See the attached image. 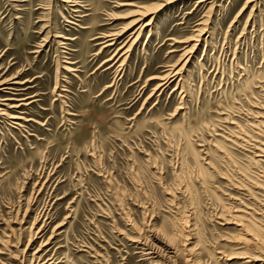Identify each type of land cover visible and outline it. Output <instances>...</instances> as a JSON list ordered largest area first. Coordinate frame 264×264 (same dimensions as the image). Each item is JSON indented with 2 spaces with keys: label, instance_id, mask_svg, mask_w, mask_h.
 <instances>
[{
  "label": "rangeland",
  "instance_id": "rangeland-1",
  "mask_svg": "<svg viewBox=\"0 0 264 264\" xmlns=\"http://www.w3.org/2000/svg\"><path fill=\"white\" fill-rule=\"evenodd\" d=\"M197 1L0 0V264H264V0Z\"/></svg>",
  "mask_w": 264,
  "mask_h": 264
},
{
  "label": "bare ground",
  "instance_id": "bare-ground-1",
  "mask_svg": "<svg viewBox=\"0 0 264 264\" xmlns=\"http://www.w3.org/2000/svg\"><path fill=\"white\" fill-rule=\"evenodd\" d=\"M19 1V0H18ZM156 1V4H153V5H151L150 7H147L146 5H139V6H137V10L136 11H134V13L130 16V20H129V22L124 26V27H122L119 31H115V32H109V33H107L106 34V32H105V34H103L102 36L104 37V38H107L105 41H104V44H103V47H110V46H113L116 42H117V40L119 39V37L120 36H122L124 33H126L127 31H130L129 32V34L126 36V39H124V41H122V43L120 44V46L119 47H117L115 50H114V53H113V55L111 56V58H109L108 60H110V59H113L114 58V63H116V62H118V60H120L121 61V63H123L124 62V60H126V59H128L129 58V51H130V49L133 47V46H135L136 45V43H138V39H139V36H140V34H142V32L144 31V30H146V29H148V33L149 32H152V29H153V25H154V22H155V20H156V16H157V12L158 11H160V10H162L164 7H166L167 5H169V4H171V3H173V1L174 0H155ZM206 1H209V0H198L197 1V3H203V4H207L206 3ZM253 0H251V2H252ZM131 2V0H126V3H122V4H124V5H129V4H132V3H130ZM68 3V2H67ZM74 3V2H73ZM215 2H214V0H210V4H214ZM75 4V3H74ZM78 7V6H77ZM252 8H254V7H252ZM136 9V8H135ZM75 11V10H74ZM251 12H253L252 11V9H251ZM111 18H112V16H110ZM198 24H202L201 22L200 23H198ZM154 31V30H153ZM195 32H196V34H194V36H199V35H201V34H203L205 31H206V29H205V27H203V26H199L198 28H196L195 30H194ZM195 39L194 40H198V38H196V37H194ZM190 40H192V39H186V40H176V39H173V41L174 42H190ZM187 43V44H188ZM60 44V43H59ZM196 44V43H195ZM195 44H192L191 46H189L188 47V45H186V48L184 49V52H183V56H182V58L179 60V62L176 64H173L171 67H170V69H168V71H167V73L163 76V77H161V83L160 84H158L157 86H156V88H154V89H159V87H161V86H163V85H167V84H169L170 82H172V81H174V79L179 75V76H181V72L183 71V69H184V67H185V65H186V63L188 62V59H189V55H190V53H191V51H192V49L194 48V46H195ZM102 48V47H101ZM183 51V50H182ZM106 62V61H105ZM180 63V66L178 65ZM67 68V67H66ZM67 69H70V68H67ZM1 78V77H0ZM153 78V77H152ZM180 78H182V77H180ZM13 79V78H12ZM10 80L11 79H0V87H1V91L3 90V89H9V85H11V82H10ZM16 80V79H15ZM18 81V80H17ZM179 81V80H178ZM13 84H18V82H15L14 83V81L12 82ZM22 83V82H21ZM165 87H167V86H165ZM10 88H12V87H10ZM164 89V88H163ZM10 98V97H9ZM4 100V99H3ZM7 107V109L8 108H12V107H15V106H13V105H7L5 102H3V101H0V115H4V116H9V115H7V113L5 112L6 110H5V108H2V107ZM10 114H12V113H10ZM14 115H17V114H14ZM3 117V116H2ZM18 117V116H17ZM20 117V116H19ZM5 118V117H4ZM8 118V117H7ZM10 118H15L16 119V117H10ZM21 118H22V116H21ZM15 119H14V121H15ZM18 119V118H17ZM16 119V120H17ZM24 119V118H23ZM8 120V119H7ZM26 120V119H25ZM3 121V120H2ZM260 121V120H259ZM13 122V121H12ZM11 122V123H12ZM7 123V122H6ZM258 124H259V128L258 127H256V128H258L259 130L258 131H261L262 132V134L264 133V122L262 123L261 121L260 122H258ZM24 125V124H23ZM262 127V128H261ZM254 128V127H253ZM240 129V128H239ZM253 130V129H252ZM241 131V130H240ZM261 134V135H262ZM260 135V136H261ZM264 136V135H263ZM257 148V147H256ZM260 150V149H259ZM261 153L260 154H263L262 156H264V151H260ZM256 156V155H255ZM257 156H259V155H257ZM256 159V158H255ZM258 159H260V158H258ZM254 160V159H253ZM254 162H255V160H254ZM262 162V161H261ZM199 168H201V167H199ZM200 171V170H199ZM201 171H203V168H202V170ZM205 172V171H204ZM248 214V213H247ZM238 215V214H237ZM241 217V216H240ZM244 217V216H243ZM242 217V218H243ZM236 218H238V219H236ZM236 218H233V219H235V221H237L238 222V224H240L239 222H241L242 221V219L240 220L239 219V217H237L236 216ZM244 221V220H243ZM172 226H173V229H175V228H177L178 230H174V231H181V223L180 222H175L174 221V223L172 224ZM240 226H241V228L243 229V227L245 228V229H247V230H250L251 232H253L254 234L252 235V237L250 238V239H248V238H246V237H237L238 239H236L237 240V244L238 245H242V246H240V247H238V248H240V249H242L243 248V250L244 249H246L247 251H248V248L250 247V244H255V245H257V247L258 246H260V245H264V241L262 240V238H264L262 235V238L260 237V234H259V229L257 228V227H254L253 225V228H251V224L249 225L248 223L246 224V225H241L240 224ZM250 226V227H249ZM254 229V230H253ZM244 230V229H243ZM181 233V232H180ZM165 235V234H164ZM168 236V235H167ZM33 237V236H32ZM31 237V238H32ZM169 237H171V235L170 236H168V238ZM255 239H254V238ZM143 238V237H142ZM167 238V237H166ZM261 238V239H260ZM156 239V238H155ZM254 239V240H253ZM134 240H136V239H134ZM133 240V241H134ZM144 240V239H143ZM147 240H148V238H147ZM172 240H173V238L172 239H170V240H168L167 241V243H165L164 241H162L163 243H165V244H167L168 246L171 244V242H172ZM186 240V239H185ZM159 241H161V240H159ZM171 241V242H170ZM144 242V241H143ZM161 242V243H162ZM169 243V244H168ZM146 244H147V242H146ZM151 244V243H150ZM164 244V245H165ZM144 245H145V243H144ZM149 245V244H148ZM147 245V246H148ZM161 245V244H160ZM172 245V244H171ZM169 246V248H171L172 250H170L171 252L168 254V255H171V254H176V250L175 249H177V248H172V246ZM43 246V245H42ZM149 247V246H148ZM151 247V246H150ZM154 247V246H153ZM157 247V246H156ZM155 247V248H156ZM160 247V246H159ZM154 248V249H155ZM142 249H144V248H142ZM148 249V248H147ZM153 249V248H152ZM159 249V248H158ZM165 249V248H164ZM184 249L185 248H183L182 250L184 251ZM39 250V249H38ZM145 250V249H144ZM149 250V249H148ZM185 250H187V249H185ZM150 251H151V249H150ZM153 251V250H152ZM168 251V250H167ZM179 251V250H178ZM245 251V250H244ZM37 252V251H36ZM158 252H159V250H158ZM165 252V251H164ZM41 253V252H40ZM145 253V252H144ZM160 253V252H159ZM241 253H244V252H242L241 251ZM39 254V253H38ZM38 254H36L37 256H39L40 257V254L38 255ZM146 254H149V256L151 255V254H156V253H153V252H146ZM167 254V253H166ZM238 254H240V253H238ZM245 254V253H244ZM248 254V253H247ZM35 254L33 253V255L32 256H34ZM35 255V256H36ZM162 255H164V254H162ZM242 255V254H241ZM249 255V254H248ZM255 255V254H254ZM262 255V254H261ZM146 256H148V255H146ZM159 256V255H158ZM165 256H167V255H165ZM246 257H247V255H245ZM43 257V256H42ZM251 260H256L255 258L256 257H253V255H252V253H251V255H249L248 256ZM262 258L261 259H264L263 257H264V255H262L261 256ZM155 258H157V257H150L149 259H150V261H151V264H156V261L157 260H155ZM166 258V257H165ZM242 258H245V257H242ZM41 260H42V258H40ZM39 259V260H40ZM250 259H249V261H244L243 263H240V264H249V263H251V261H250ZM31 260H33L32 258H31ZM49 260L50 259H47L46 261H43L42 263L43 264H49L48 262H49ZM160 259H158V261H159ZM184 260L185 261H187V259H185L184 258ZM157 261V262H158ZM193 261H195V262H198V260L197 259H194ZM34 262V261H33ZM30 263H31V261H30ZM38 263V262H37ZM36 262L34 263V264H37ZM41 263V264H42ZM167 263V262H166ZM161 264V263H160Z\"/></svg>",
  "mask_w": 264,
  "mask_h": 264
}]
</instances>
